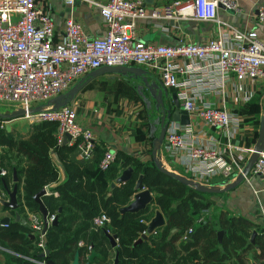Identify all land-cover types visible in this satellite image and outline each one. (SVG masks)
Masks as SVG:
<instances>
[{"label":"built area","instance_id":"2783aa9c","mask_svg":"<svg viewBox=\"0 0 264 264\" xmlns=\"http://www.w3.org/2000/svg\"><path fill=\"white\" fill-rule=\"evenodd\" d=\"M62 1L67 5L81 1L96 7L103 22L102 34L87 36L72 18L65 20L62 33L58 34L51 17L36 7V0H0V102L25 111L42 104L38 112L27 113L25 117L34 123H56L58 142L68 135V143L76 147L81 159L92 156L96 142L93 132L77 122L73 101L58 109L44 104L98 67L133 65L157 70L165 88L180 90L178 95L189 118H198L227 136L234 126L233 115L209 97L222 96L224 85L231 79L238 82L264 80V36L233 29L230 36L218 35L203 44L187 42L175 46L146 43L135 36L137 22L146 18H194L218 23L217 7L238 10L235 0H192L187 7H182L180 0H174L162 11L151 13L146 12L144 0ZM258 18L264 19L262 8ZM179 59H188L190 63L180 65ZM182 72L191 74L188 81L178 80L177 74ZM191 132L190 125L181 129L169 123L165 132L166 149L199 177L220 173L234 179L252 152V149H243L245 156L239 155L228 162L219 158L214 148L200 145ZM227 146L232 148L230 144ZM114 158L105 151L100 168H107ZM5 174L1 169L0 178ZM250 176H264V149L245 179ZM43 189L46 195H57L47 186ZM2 200H7V194L0 189ZM54 219V215L47 216L48 225ZM110 224L111 219L103 210L93 218L94 228L104 229L109 234ZM1 225L7 226V223ZM29 227L37 236V246L44 252L42 216L30 214ZM186 239L187 234L182 237L183 241Z\"/></svg>","mask_w":264,"mask_h":264},{"label":"trees","instance_id":"16d2710c","mask_svg":"<svg viewBox=\"0 0 264 264\" xmlns=\"http://www.w3.org/2000/svg\"><path fill=\"white\" fill-rule=\"evenodd\" d=\"M52 152L64 166L62 180H58ZM104 152L96 148L91 157L78 158L74 145L59 144L56 123H36L26 135L7 133L0 126V168L6 172L0 178V189L13 186L15 171L17 211L41 217L34 195L44 186L57 192L42 196L48 216L56 219L45 231L48 256L41 257L37 236L29 226L12 221L0 225V264H40L48 259L54 264H72L75 253L78 264H85L91 250L96 256L89 264L113 263L116 253L117 264H264V230L228 212H220L216 222L209 218L210 213L204 214V210L210 212V197L217 193L196 191L161 173L152 160L143 163L124 152H118L108 167L101 169ZM127 167L133 170L131 177L111 187ZM140 174L153 202L138 212L120 213L132 200ZM156 209L164 216L165 225L134 245ZM101 210L111 219L107 229L116 236L115 247L104 229L93 226V218ZM219 230L223 231L220 239ZM186 234L188 239L183 241Z\"/></svg>","mask_w":264,"mask_h":264},{"label":"crops","instance_id":"0c3cea01","mask_svg":"<svg viewBox=\"0 0 264 264\" xmlns=\"http://www.w3.org/2000/svg\"><path fill=\"white\" fill-rule=\"evenodd\" d=\"M172 1L174 0H144L143 4L146 12L151 13L162 11L164 6ZM180 1L182 7H187L192 2V0ZM235 1L238 4V10L222 5L217 7L218 23H208L194 18H146L137 22L135 36L139 41L170 46L187 42L203 44L218 35L230 36L233 29L264 36V19L258 18L259 10L261 8L264 10V0ZM36 7L51 17L54 30L58 34L62 33L64 22L68 18L78 22L87 36L97 37L103 32L102 18L98 9L92 4L76 1L73 5H67L62 0H36ZM177 62L180 65H187L190 60L179 59ZM139 67L146 69L155 80L160 81L157 70L149 66ZM177 77L180 81H188L191 74L182 72L178 73ZM141 84L139 79L129 75L104 74L91 80L73 100L77 122L93 132L97 150L103 149L114 157L118 152H124L143 163L152 160V140L159 132V126L155 123L158 115L154 108V100L147 90L139 89ZM101 85L123 86L128 94L125 93L126 96H120L122 98H117L115 101H101L92 90L93 86ZM224 86L222 96L213 95L209 99L216 105L226 108L233 115L234 126L228 132L229 136L224 131L206 125L198 118H189L187 125H190L192 136L200 145L214 148L219 158L229 162L239 155L245 156L246 152L243 149H252L256 142L261 117L264 116V80L238 82L231 79ZM128 89L130 91L132 89L134 94ZM121 90V88H115L116 92ZM167 91L169 96L164 97L165 103L172 104L170 95L176 93L182 106V100L178 95L180 90L167 88ZM15 109V107L0 109V115L8 114ZM22 120L26 123L22 124ZM174 123L181 129L186 126L172 122ZM34 124L36 123L25 116L3 119L0 122L5 132L22 135H26ZM63 139L59 144H68V141L63 143ZM228 144L232 148H229ZM160 154L167 168L197 180L201 184L223 187L233 181L232 178L223 177L220 173L199 177L198 173L187 170L179 158L170 155L165 144L162 145ZM52 157L58 169V180H62L65 177L64 166L58 160L56 152H52ZM47 188L50 190V186ZM210 200L213 204L209 218L214 222L217 221L220 212H228L230 215L246 218L258 229L264 230V179L262 177L250 176L237 187L211 196ZM4 207L0 204V225L4 222L18 221L22 225L29 226L30 212L26 210L22 213L17 209ZM204 214H209L208 210ZM0 258L2 259V256Z\"/></svg>","mask_w":264,"mask_h":264},{"label":"water","instance_id":"95a60500","mask_svg":"<svg viewBox=\"0 0 264 264\" xmlns=\"http://www.w3.org/2000/svg\"><path fill=\"white\" fill-rule=\"evenodd\" d=\"M104 74H121V75H129L132 78L139 79L142 83L139 86L140 88H145L149 94V96L154 100V108L157 113V117L155 118V123L159 126L158 134L152 140V150H151V157L154 166L163 174L175 179L179 183L189 186L192 189L205 192V193H222L229 191L238 185H240L249 174L253 163L255 162L259 152L264 149V116L261 117V122L258 130V137L256 142L252 148V152L249 154L248 158L243 165L241 172L237 173L232 182L227 183L223 187H216L213 185H204L201 184L199 181L194 180L190 177H187L183 174H179L167 168L162 160H161V147L165 143V132L167 126L170 122H178L180 125H187L189 124V117L186 110L183 109L181 106L176 93H172L170 96L172 98V104H166L164 97H168L167 88L161 83V81L155 80L151 73L148 72L146 69H143L139 66H101L98 67L81 78H79L66 92L59 94L52 99L48 100L44 105L51 106L53 109H58L63 107L69 103H71L76 96L81 92L82 89L86 87V85L93 80L94 78L104 75ZM40 105H36L32 108H29L25 111L22 108H16L12 112L8 114H1L0 118L2 119H12L17 117H23L27 113L33 114L40 110ZM69 136L65 135L63 139V143H66L69 140ZM133 170L131 167L125 168L120 175L110 184L111 187L126 182L132 174ZM264 179V176H261ZM143 175L140 174L135 181L134 189L136 192L134 193L132 200L125 206L119 209L120 213L126 212H138L141 209H144L146 206L150 205L153 202V194L148 190L143 188ZM12 182L13 186L11 188L4 187V190L7 194V200L0 201V204L8 207L10 209H17L19 204L17 201V176L16 172L13 171L12 173ZM46 195L45 190L42 188L34 195V201L38 204V210L42 216L43 220V230L42 232L45 233L48 223H47V216L48 212L46 207L42 202V196ZM5 223V222H4ZM56 219H54L51 224H55ZM165 225V219L162 213L159 210H155L154 216L151 220L147 223L145 234L141 235L135 242L134 245L142 242L143 240L147 239L148 235L153 233L157 228L162 227ZM223 231L219 230L217 232L218 237L220 239ZM104 234L108 238L112 247L117 245L116 236L115 234H109L106 230H104ZM256 232H253L252 239L255 236ZM32 237V236H31ZM48 250L45 249L44 252L41 253V257L45 258L48 256ZM96 254L93 250L87 256V262L85 264H89L95 258ZM118 262V255L116 253L113 263L117 264ZM44 264H54L51 260H45ZM72 264H78V253H75Z\"/></svg>","mask_w":264,"mask_h":264},{"label":"rangeland","instance_id":"374dc122","mask_svg":"<svg viewBox=\"0 0 264 264\" xmlns=\"http://www.w3.org/2000/svg\"><path fill=\"white\" fill-rule=\"evenodd\" d=\"M93 89V91H95V93H96V95H98V98L102 101V100H109V101H111V100H113V101H115V99H117V98H122V97H120V96H126V94H128L127 92H126V89H125V87H123V86H104V85H101V86H93L92 87ZM115 88H121L122 90L121 91H118V92H116L115 91ZM94 89H96V90H94ZM89 90V89H88ZM97 91V92H96ZM128 91L130 92V93H132L133 92V94H134V91L131 89V91H130V89H128ZM126 93V94H125ZM13 107V105L12 104H9V103H3V102H0V109H7V107ZM13 109V108H12ZM21 123L22 124H25L26 123V121H24V120H22L21 121ZM159 131V130H158ZM211 210H212V208H211ZM210 210V214L212 213V211ZM214 211V210H213ZM117 240V239H116ZM117 242V241H116Z\"/></svg>","mask_w":264,"mask_h":264}]
</instances>
